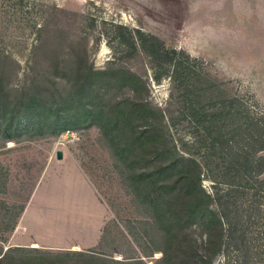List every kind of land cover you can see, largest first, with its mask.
Instances as JSON below:
<instances>
[{"label":"rangeland","instance_id":"1","mask_svg":"<svg viewBox=\"0 0 264 264\" xmlns=\"http://www.w3.org/2000/svg\"><path fill=\"white\" fill-rule=\"evenodd\" d=\"M140 35L189 58L176 59L178 68L151 58ZM90 69L110 72L93 76L95 100L80 103L78 88ZM0 84L4 112H18L34 99L49 116L31 121L46 123L33 138L0 137V255L10 252L8 264H264V189L257 184L232 192L224 180L235 172L212 155L206 135L208 114L264 117V0H0ZM147 94L165 114L167 141L160 146L199 162L214 209L219 189L231 192L225 201L231 224H224L223 234L215 223L203 227L186 219L185 251L169 256L144 195L134 192L101 127L84 117L88 108H101L106 119L116 102L130 104ZM34 193L50 234L73 239L71 249L10 246ZM96 230L100 243L80 247Z\"/></svg>","mask_w":264,"mask_h":264},{"label":"trees","instance_id":"2","mask_svg":"<svg viewBox=\"0 0 264 264\" xmlns=\"http://www.w3.org/2000/svg\"><path fill=\"white\" fill-rule=\"evenodd\" d=\"M140 34V33H139ZM140 35V45L144 52L151 58L160 59L166 64H173L178 68L181 63L176 59L189 56L177 49L167 48L158 38L147 37L149 41H143ZM108 72H95L90 69L87 81L81 83L78 88L80 103L83 101L92 102L95 100V90L90 87V80L95 75L107 74ZM155 80L160 82V76ZM4 88L0 84V98L4 97ZM148 94L143 98L133 99L130 104L116 102L112 105L105 119V110L101 108H88L86 110V121L90 125L97 124L101 127L103 136L108 139L114 148V155L124 165L130 185L139 196L144 195L147 207L153 212V224L159 233L164 235L165 244L172 246L163 250L164 255L169 256L176 250L185 251V238H181L183 225L186 219L195 220L203 227L215 223L221 235L224 231V224H231L230 206L226 201L229 198V191L219 189V205L214 209L216 199L207 193L201 185L202 168L194 158H187L176 151L174 147L165 148L167 135L165 130L164 111L153 105L148 99ZM34 99L16 110L4 112L0 106V137L6 141H17L25 134H33L45 131L43 121L31 122L33 119L47 118L44 112L34 107ZM238 102L235 98L230 102L231 106ZM28 123L23 126L21 119ZM218 116H210L212 129L208 130L207 137L210 139L209 146L212 155L216 156L220 163L226 164L227 172H235V176L226 174L224 182L232 188L240 191H251L255 185H259V192L264 189V117L260 119L251 118L246 111L228 112L224 115L221 110ZM52 115L59 116L60 112H53ZM243 114L248 116L243 123L240 121ZM73 113L70 116H76ZM79 115V114H78ZM234 118L236 120L233 122ZM104 119V120H103ZM220 121H223L220 124ZM226 122L230 124L228 131L224 130ZM144 128L138 130L139 124ZM240 123V124H239ZM66 132L60 129L59 133ZM42 137L45 135L41 134ZM164 148V149H163ZM146 165H149L145 167ZM234 180V181H233ZM198 189L195 190V187ZM184 222V224H183ZM178 230H174V226ZM217 253L221 252V242ZM196 246V244H195ZM200 258H203L200 255ZM10 252L0 255V264H8Z\"/></svg>","mask_w":264,"mask_h":264},{"label":"crops","instance_id":"3","mask_svg":"<svg viewBox=\"0 0 264 264\" xmlns=\"http://www.w3.org/2000/svg\"><path fill=\"white\" fill-rule=\"evenodd\" d=\"M36 197H38V195L34 193L29 205L22 213L17 227L12 232V235H10V246L16 247L21 245L23 247H32L36 245L37 247L43 246L55 249L65 247L71 249L75 243L73 239L68 240L65 237H57L50 234V230H52L50 228L51 224L48 222V218L43 216L38 209V202L35 201ZM90 199L92 205L99 209L98 200H95L92 193ZM100 240L101 237L96 230V234L94 233V235L87 238L85 240L86 242L82 243L80 247L83 245L84 248H92L100 243Z\"/></svg>","mask_w":264,"mask_h":264},{"label":"water","instance_id":"4","mask_svg":"<svg viewBox=\"0 0 264 264\" xmlns=\"http://www.w3.org/2000/svg\"><path fill=\"white\" fill-rule=\"evenodd\" d=\"M57 158L59 160L63 159V152L62 151H59L58 154H57Z\"/></svg>","mask_w":264,"mask_h":264}]
</instances>
